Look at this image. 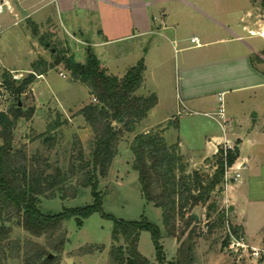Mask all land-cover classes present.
Returning <instances> with one entry per match:
<instances>
[{"label":"rangeland","instance_id":"374dc122","mask_svg":"<svg viewBox=\"0 0 264 264\" xmlns=\"http://www.w3.org/2000/svg\"><path fill=\"white\" fill-rule=\"evenodd\" d=\"M121 1L124 0L109 1L101 23L106 37L117 39L102 44H94L97 40L103 41L105 35L102 38L93 34V23H84L81 33H77V30L66 27L64 14L56 12L53 4L49 6L52 9L49 21L39 27L29 20H24L17 27H4L6 21L2 18L3 14H0L1 48L12 62L25 68L15 72L0 68V83L4 73L11 77L15 74L16 80L30 72L36 73L34 81L17 98L8 94L0 85V109L6 111L19 107L22 111L12 130L13 151H21L25 164L31 169L45 175H54L58 169L66 177L62 184L40 196L39 209L44 214H54L64 208L93 202L89 187H82L81 182L90 167L95 137L80 109L87 103H95V99L89 87L74 79L64 63L57 62V59L71 55L75 61L84 63L87 55L92 54L106 75L121 78L143 56L141 48L144 45L143 38L130 39V16L127 11L115 8L113 3ZM250 4L252 12L246 22L250 26V21L258 19L259 23L254 26L264 28L262 0H250ZM260 31L261 29L259 34L264 35V30ZM16 32L17 42L9 44ZM259 34L248 40L264 49V37ZM261 53L264 55V50ZM160 79L157 75V82ZM147 80L150 83L148 77ZM161 85L160 82L158 86ZM173 89L174 81L170 88L172 107L160 104L149 120L142 119L134 125L132 131L120 133L114 143V156L107 173L104 177H98L96 187L104 213L125 221H140L145 218L157 227L158 243L163 252L161 264H169L175 258L179 243L164 233L160 209L147 202L142 194L138 173L132 166L133 137L144 132L149 121L160 122L147 131H160L168 145L180 141L182 150L189 153L190 149L200 150L203 142L211 134L220 132L221 128L210 116L192 113L178 101L175 104ZM142 93V88L135 92L137 95H143ZM160 96L165 101L164 92L160 91ZM230 96L223 97V105ZM213 104L215 107L217 103ZM220 120L221 125L225 126ZM112 125L115 129H121L116 122H112ZM181 156L185 165L182 175H191L193 171H197L204 178L214 170L209 157L201 163H195L190 155ZM223 197V185L220 183L209 196V202H215L216 210L207 211L206 206L197 205L191 211V214L196 215L190 225L195 234V264H258L260 260L264 264L262 251L254 257L250 249L229 248L230 238L225 230L224 217L222 221L217 220L216 212L223 208ZM229 222L231 224L230 215ZM6 225L11 227V231L3 244L5 257L1 260L4 264H24V253H31L35 249H42L50 255L51 264H109L111 247L126 246L121 238L118 241L112 240L113 220L102 217L98 212L80 220L70 217L61 224L57 232L40 236H34L17 225L15 217L6 222ZM175 226L183 229V220L175 217ZM183 238L184 236L181 239ZM137 249L150 262L157 261L152 235L148 229L139 231Z\"/></svg>","mask_w":264,"mask_h":264},{"label":"crops","instance_id":"0c3cea01","mask_svg":"<svg viewBox=\"0 0 264 264\" xmlns=\"http://www.w3.org/2000/svg\"><path fill=\"white\" fill-rule=\"evenodd\" d=\"M109 1L0 0V14L6 21L4 27H17L24 20L39 27L49 21L52 12L49 6L53 4L56 12L64 14L66 27L77 33H81L84 23H93V34L102 38L105 35L103 41L97 40L94 44H102L117 39L106 37L101 26ZM113 3L130 16V39L143 38V56L137 61L142 59L144 69L137 90L142 88L144 96L150 93L156 96V104L143 119L149 120L160 104L172 107L173 81L175 104L178 101L192 113L211 118L220 103L218 96L222 101L223 97L231 95L225 105L222 101L221 121L225 126L221 125L220 132L211 134L200 150L190 149L191 153H186L180 141H177L178 148L180 154L190 155L195 163L215 154L223 141L237 148L234 164H242L243 168L236 181L223 186V205H228L231 225L237 227L245 242L264 250V67H261L264 49L248 40L264 28L254 26L259 23L258 19L250 21V26L246 22L252 12L250 0ZM16 35L17 32L9 44L17 42ZM192 37L197 38V44L190 42ZM0 68L13 72L25 69L11 61L1 44ZM157 75L161 77L159 82ZM160 82L162 85L158 86ZM160 91L164 92L165 101ZM213 103H217L215 107ZM212 120L218 124V120ZM159 124L149 121L144 132Z\"/></svg>","mask_w":264,"mask_h":264},{"label":"trees","instance_id":"16d2710c","mask_svg":"<svg viewBox=\"0 0 264 264\" xmlns=\"http://www.w3.org/2000/svg\"><path fill=\"white\" fill-rule=\"evenodd\" d=\"M57 62L64 63L74 79L85 83L95 99V103H87L80 109L84 120L93 129L95 137L90 167L81 182L82 187H89L93 202L64 208L54 214L42 213L39 209L40 196L62 184L66 178L65 174L57 169L54 175H45L29 168L24 162L23 153L13 151L12 148V130L22 111L19 107H12L6 111L0 109V264H4L1 260L5 257L3 244L11 231L6 222L12 218L15 217L16 224L30 234L40 236L57 232L61 224L70 217L80 220L93 212L112 219V240L118 241L121 238L126 245L125 248L121 245L111 247L109 264H161L163 252L158 243L157 227L145 218L140 221H125L104 213L101 209L100 195L96 190L98 177L106 175L114 156V143L117 137L122 131H132L134 125L156 104V96L153 93L145 96L135 94L142 81L144 69L142 59L131 66L121 78L106 75L92 54L87 55L84 63L75 61L71 55L62 56ZM34 79L35 74L32 72L20 80L4 73L0 85L8 94L17 98ZM112 122L120 124L121 129H115ZM131 149L132 166L138 173L145 200L160 209L164 233L179 243L176 256L169 264H195V234L190 227L194 220L191 211L197 205L206 206L207 211L216 210L215 202H209V196L216 185L222 184L224 160L222 148L218 146L215 154L209 157L214 170L204 178L197 171H193L191 175H182L185 165L179 153L178 142L166 144L160 131L148 130L135 134ZM236 156L234 147L227 149L226 163H233ZM216 212L217 220L222 221V210ZM175 217L183 220V229L176 228ZM141 229H148L152 235L156 262H150L138 252L137 241ZM231 229L234 234L239 232L235 226L231 225ZM61 243L60 240L59 244ZM23 260L24 264H51L52 261L42 249H35L31 253L25 252Z\"/></svg>","mask_w":264,"mask_h":264},{"label":"built area","instance_id":"2783aa9c","mask_svg":"<svg viewBox=\"0 0 264 264\" xmlns=\"http://www.w3.org/2000/svg\"><path fill=\"white\" fill-rule=\"evenodd\" d=\"M190 42L197 44V38L196 37H192L190 39ZM13 79H16L17 76L15 74L12 75ZM218 100H219V105L217 108V112H215L214 115H211L212 118L218 120V124L221 126V123L219 122V120L223 119V105H222V101H221V96H218ZM220 120V121H221ZM219 146L222 148L223 150V154H224V160H223V174H222V185H226L227 183H231L236 181L239 176H240V170L241 168H243V165H239V166H235L234 161L231 164H227L226 160H225V153L227 149H232L234 146H231L227 141H223L222 143L219 144ZM222 213H223V217H224V223H225V230L227 232V235L230 238V242H229V248L234 249V250H239V249H250L252 251V255L254 257H257L259 255V252H264V250L262 249H255L254 247L249 246L246 242H245V238L241 233H237L234 234L232 233V229H231V224L229 222V215H230V211H229V207L228 205H223V208L221 209Z\"/></svg>","mask_w":264,"mask_h":264},{"label":"water","instance_id":"95a60500","mask_svg":"<svg viewBox=\"0 0 264 264\" xmlns=\"http://www.w3.org/2000/svg\"><path fill=\"white\" fill-rule=\"evenodd\" d=\"M234 152H237V148H234ZM191 217H192L193 219H196V215H195V214H191ZM49 257H50V255H49Z\"/></svg>","mask_w":264,"mask_h":264},{"label":"bare ground","instance_id":"6f19581e","mask_svg":"<svg viewBox=\"0 0 264 264\" xmlns=\"http://www.w3.org/2000/svg\"><path fill=\"white\" fill-rule=\"evenodd\" d=\"M259 35H261V34H259ZM262 37H264V35H261Z\"/></svg>","mask_w":264,"mask_h":264}]
</instances>
